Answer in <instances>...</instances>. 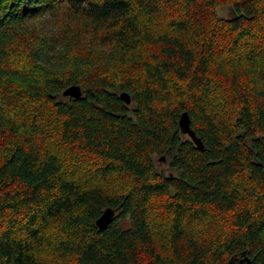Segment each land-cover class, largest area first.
<instances>
[{"label":"trees","instance_id":"16d2710c","mask_svg":"<svg viewBox=\"0 0 264 264\" xmlns=\"http://www.w3.org/2000/svg\"><path fill=\"white\" fill-rule=\"evenodd\" d=\"M0 264H264V0H0Z\"/></svg>","mask_w":264,"mask_h":264},{"label":"water","instance_id":"95a60500","mask_svg":"<svg viewBox=\"0 0 264 264\" xmlns=\"http://www.w3.org/2000/svg\"><path fill=\"white\" fill-rule=\"evenodd\" d=\"M81 91L82 89L80 85L71 84L62 91V94L65 96L76 97L81 93ZM119 95L124 101L130 102V95L127 91L122 90ZM178 124H179V128L181 132L187 134L197 146L199 147L203 146L201 139L196 135L195 130L190 125V118L186 110H183L180 113L179 118H178ZM117 208L118 206L117 207H111V206L104 207L100 215L95 219L96 225L99 228L105 227L111 221Z\"/></svg>","mask_w":264,"mask_h":264},{"label":"rangeland","instance_id":"374dc122","mask_svg":"<svg viewBox=\"0 0 264 264\" xmlns=\"http://www.w3.org/2000/svg\"><path fill=\"white\" fill-rule=\"evenodd\" d=\"M215 11L218 15L223 16V17H230L233 14L232 6L229 3L218 5L215 8ZM157 165L159 167H162L165 171L167 170V161L158 160Z\"/></svg>","mask_w":264,"mask_h":264}]
</instances>
